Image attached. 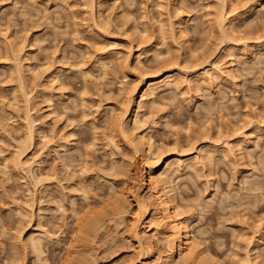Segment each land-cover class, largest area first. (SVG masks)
<instances>
[{
	"label": "rangeland",
	"instance_id": "1",
	"mask_svg": "<svg viewBox=\"0 0 264 264\" xmlns=\"http://www.w3.org/2000/svg\"><path fill=\"white\" fill-rule=\"evenodd\" d=\"M142 139L192 261L137 204ZM0 264H264V0H0Z\"/></svg>",
	"mask_w": 264,
	"mask_h": 264
},
{
	"label": "bare ground",
	"instance_id": "2",
	"mask_svg": "<svg viewBox=\"0 0 264 264\" xmlns=\"http://www.w3.org/2000/svg\"><path fill=\"white\" fill-rule=\"evenodd\" d=\"M221 19L223 20L224 17H221ZM173 84H174V78L172 77V75H166L156 80H149L144 84V86L140 91L141 97H145L148 95L155 96L159 89L170 87ZM131 103H132V99L130 96H128L126 105L123 108V113L119 118L120 129L126 136H128L131 132L128 131L129 128L127 130L126 128H124V120H126V123L128 124L134 122L135 124H137V125L134 124L135 126H137V128L138 126H140L136 117L131 115ZM32 135H33L32 129H30L29 132L30 139L32 138ZM135 147L137 151L140 152L139 153L140 157L135 161L133 167L138 174V181H137L138 191L143 192L146 196V198L142 199V197H140L139 194L137 195V193H135V195L138 196L136 197L137 204L139 203L138 206H141V209L144 212H147L148 209L152 207L156 212V215H158L159 219H161V221L163 222V228L166 230V233L169 235L168 248L170 249L171 252V258L175 259L176 257H179L184 261H192L196 259L200 254L199 244L195 241L194 236L191 234V231L187 226L188 220L178 214L177 205L174 201L175 195H173L172 188L169 184L171 180L169 181L168 177H164L165 176L163 175L164 173L160 171V169H158L157 167L158 162L149 161L148 162L149 170L146 167L145 162L147 161L148 153L151 150V148H149V144L148 146L146 145L145 140L142 139L139 146L135 145ZM123 181L125 182V185L124 182L120 183L122 184L121 186L119 185V183L117 184V182L115 181L116 185H112L111 188L113 189V186H115L114 189L115 190L117 189L116 191H118L119 193H124V191L127 192V190L132 188L131 187L132 184L128 182L127 177H125ZM114 189L113 191L115 192ZM93 226L95 227L94 224ZM31 240H32L31 241L32 247L36 250H39L40 240L34 237H32Z\"/></svg>",
	"mask_w": 264,
	"mask_h": 264
}]
</instances>
